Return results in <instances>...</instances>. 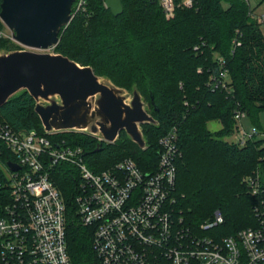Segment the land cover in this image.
Segmentation results:
<instances>
[{
	"label": "trees",
	"instance_id": "obj_1",
	"mask_svg": "<svg viewBox=\"0 0 264 264\" xmlns=\"http://www.w3.org/2000/svg\"><path fill=\"white\" fill-rule=\"evenodd\" d=\"M121 2L122 13L113 16L104 0H85L83 8L60 30L59 41L51 50L80 65H90L95 74L107 76L119 87H137L156 120V124L142 125L145 148L133 143L123 130L112 143L79 130L45 132L34 111L35 100L26 91L0 107V121L14 131L36 130L54 142L63 139L82 147L84 161L94 172L127 157L143 172L155 171L158 141L175 129L180 153L172 211L196 226L218 210L222 223L203 232L217 241L240 229L261 226L264 138L252 136L241 142L224 137L238 128L236 112L247 113L256 124L258 113L264 111L262 22L245 0H193L190 7L177 6L169 19L158 0ZM3 26L0 21V30ZM22 48L10 37L0 36V49ZM219 56L228 80L214 86L211 82L220 69ZM210 120H218L221 128L209 130ZM50 178L65 205L71 263L101 264L92 244L93 226L83 225L76 213L77 169L59 162ZM3 181L0 168V215L10 200L9 187Z\"/></svg>",
	"mask_w": 264,
	"mask_h": 264
},
{
	"label": "built area",
	"instance_id": "obj_2",
	"mask_svg": "<svg viewBox=\"0 0 264 264\" xmlns=\"http://www.w3.org/2000/svg\"><path fill=\"white\" fill-rule=\"evenodd\" d=\"M245 1L263 22L264 13L257 17L256 7ZM73 3L72 16L85 0ZM158 3L169 19L177 6L190 7L193 0ZM0 36L12 39L10 31L7 34L3 29ZM218 62V75L211 82L214 86L228 80L221 56ZM244 115L238 111L234 119L240 122ZM255 134L256 129L243 131L240 141ZM177 140L175 129L160 137L157 169L151 173L143 172L129 157L94 172L84 161L82 147L63 139L54 142L36 130L14 131L0 121V168L10 196L0 215V264H72L64 201L50 178L59 162L77 169L76 213L83 225L93 226L92 244L101 264H264V224L217 241L203 232L222 223L218 210L196 226L172 211L180 153ZM9 162L19 168L10 169ZM246 180L255 183L252 178Z\"/></svg>",
	"mask_w": 264,
	"mask_h": 264
},
{
	"label": "water",
	"instance_id": "obj_3",
	"mask_svg": "<svg viewBox=\"0 0 264 264\" xmlns=\"http://www.w3.org/2000/svg\"><path fill=\"white\" fill-rule=\"evenodd\" d=\"M75 0H2L0 19L12 39L27 49H0V107L28 92L45 132L85 131L99 140L115 142L123 130L145 148L143 124H156L148 102L135 85L130 92L90 65L47 51L72 18ZM113 16L123 11L121 0H104ZM38 50V51H35ZM12 170L19 166L9 162Z\"/></svg>",
	"mask_w": 264,
	"mask_h": 264
},
{
	"label": "rangeland",
	"instance_id": "obj_4",
	"mask_svg": "<svg viewBox=\"0 0 264 264\" xmlns=\"http://www.w3.org/2000/svg\"><path fill=\"white\" fill-rule=\"evenodd\" d=\"M259 0H250V5L254 8V12L256 13V16L258 17V14L264 13V3L258 4ZM258 4V6H257ZM261 30L264 35V23H261ZM3 31L8 34V29L6 26H3ZM23 47V46H21ZM23 49H27L23 47ZM38 51V50H35ZM51 52V49L47 50ZM130 92V90H127ZM238 128L234 129L233 132L230 134L226 135L224 137L225 140L228 141H239L242 139L243 131L246 133H251L253 129H256V134L254 135L255 138H264V111H260L257 116L256 124L252 121L251 117L245 113V115L241 118L240 122L236 123ZM207 128L211 131H216L221 128V123L218 120H210L207 122ZM4 173V172H3Z\"/></svg>",
	"mask_w": 264,
	"mask_h": 264
}]
</instances>
